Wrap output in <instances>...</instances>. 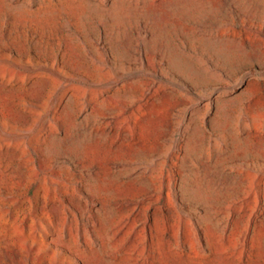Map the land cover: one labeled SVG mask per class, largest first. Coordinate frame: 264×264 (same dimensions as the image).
I'll use <instances>...</instances> for the list:
<instances>
[{
  "label": "rangeland",
  "instance_id": "rangeland-1",
  "mask_svg": "<svg viewBox=\"0 0 264 264\" xmlns=\"http://www.w3.org/2000/svg\"><path fill=\"white\" fill-rule=\"evenodd\" d=\"M0 264H264V0H0Z\"/></svg>",
  "mask_w": 264,
  "mask_h": 264
}]
</instances>
